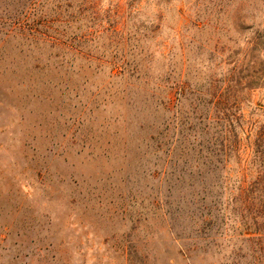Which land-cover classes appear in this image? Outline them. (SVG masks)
Masks as SVG:
<instances>
[{"label":"rangeland","instance_id":"obj_1","mask_svg":"<svg viewBox=\"0 0 264 264\" xmlns=\"http://www.w3.org/2000/svg\"><path fill=\"white\" fill-rule=\"evenodd\" d=\"M80 3L0 0V264H264L240 213L199 227L206 213L178 190L179 169L185 183L204 173L224 134L208 92L230 79L243 117L222 180L254 176L264 0ZM68 4L78 23L55 48L39 27Z\"/></svg>","mask_w":264,"mask_h":264},{"label":"trees","instance_id":"obj_2","mask_svg":"<svg viewBox=\"0 0 264 264\" xmlns=\"http://www.w3.org/2000/svg\"><path fill=\"white\" fill-rule=\"evenodd\" d=\"M69 2L71 0H68ZM42 0H29V4L33 7H40ZM89 0H81L79 5L78 14L87 11V5ZM71 5H65L67 8L57 5L53 8V19L50 23H42L39 27L40 37L47 38V33L41 32V30L51 31L53 34L51 39H47L51 45L55 48L62 47V39L64 37V24L67 28L78 23V19L75 16L66 15V10ZM89 6V5H88ZM85 7V8H83ZM81 10V12H80ZM43 13V12H42ZM41 13V17H42ZM65 13V14H64ZM72 14H75L72 12ZM39 37V36H38ZM50 38V37H49ZM230 84H225L220 86V88H215L210 90L208 93L211 96L212 103L215 109V119L217 125L220 126V132L224 131V134L213 137L209 149L206 148L208 156L206 168L203 172L198 170L196 175L197 178L193 177V181H183V173L188 171L184 166L179 169L178 177L180 179L181 185L178 187L180 199L195 202L197 199V204L195 209L188 211L189 213H206L204 217H199L194 221V224H198L199 227H219L225 225V216H218L216 213H240L238 216V229L241 231L249 232L253 237L259 238L264 237V126L258 129V133L254 139V161L252 162L254 166V176L250 183L245 187L242 182L238 185H229L227 182L222 180L223 173L227 171V161L231 152H236V146H239V141L237 139L236 128L241 130L242 115L238 116L240 111V103L242 101V89H238L236 85L233 84V80H228ZM247 90L254 89L258 86L252 85L254 83H246ZM259 83L258 87H262ZM225 86V87H224ZM183 87L180 84H174L168 88L164 97V105L167 109H172L175 105V98L179 97V91ZM199 157L197 162L199 163ZM176 162L173 163L175 165ZM205 164V163H203ZM198 169H201L198 167ZM193 173L192 171H190ZM194 175V174H193ZM197 183H195V179ZM213 178L211 181H206L205 179ZM197 184L198 188L195 187ZM192 189V191H190ZM187 193L185 197V193ZM186 198V199H185ZM183 200V201H184ZM242 213H247L243 215ZM252 213V214H250ZM192 221L194 219L190 218ZM220 222V223H219Z\"/></svg>","mask_w":264,"mask_h":264}]
</instances>
